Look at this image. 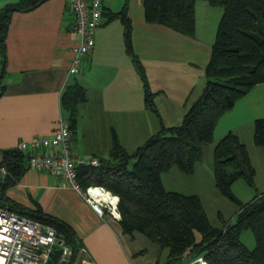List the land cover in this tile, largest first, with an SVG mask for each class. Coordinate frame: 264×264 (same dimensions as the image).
Returning a JSON list of instances; mask_svg holds the SVG:
<instances>
[{
    "label": "crops",
    "instance_id": "crops-1",
    "mask_svg": "<svg viewBox=\"0 0 264 264\" xmlns=\"http://www.w3.org/2000/svg\"><path fill=\"white\" fill-rule=\"evenodd\" d=\"M21 1L0 0V11ZM102 3V23L95 34L94 49L83 57L78 74L68 72L78 38L71 30L67 0H42L10 12L0 54V161L1 152L15 148L20 140L53 133L55 121L67 117L61 105L62 93L76 82L85 87L88 99L79 105L77 127L71 134L74 154L108 158L114 132L122 146L133 152L160 129L159 117L146 107L142 78L126 49L124 25L118 18L110 19V13L125 6L133 26V48L146 68L164 124H180L189 104L201 94L219 23H209V18L213 14L219 20L222 8L196 0V34L192 37L149 23L143 0ZM263 117L261 83L237 101L214 132L218 141L229 131L236 133L247 145L256 173L255 158L264 164V150L254 142V125ZM4 195L18 207L38 205L44 213L62 220L96 264H154L157 259V253L146 257L134 247L138 234L132 239L122 232L118 211L116 215L107 208L103 213L96 211L82 193L61 185L49 173L27 165Z\"/></svg>",
    "mask_w": 264,
    "mask_h": 264
},
{
    "label": "trees",
    "instance_id": "trees-1",
    "mask_svg": "<svg viewBox=\"0 0 264 264\" xmlns=\"http://www.w3.org/2000/svg\"><path fill=\"white\" fill-rule=\"evenodd\" d=\"M40 1L22 0L0 11L1 55L10 12L33 7ZM208 1L223 11L205 68L206 83L187 107L181 123L171 126L162 120L146 68L134 51L133 26L126 6L110 13V19L118 18L124 25L126 49L142 78L146 107L159 117L161 127L133 152L122 146L114 132L109 157L101 159L99 167L79 166L78 181L85 190L103 187L119 197L118 201L115 196V205L121 214L122 232L132 239L138 233L148 237L158 247L154 264H185L199 257L208 264H264V192L244 203L234 222L215 226L200 196L169 191L162 179L172 167L193 174L202 161L204 146L214 139L221 116L254 86L264 83V0ZM143 5L149 23L192 37L196 34V0H143ZM87 99L85 87L78 82L62 93L61 105L71 134L77 127L79 105ZM253 135L255 144L264 150V117L255 120ZM27 161V155L16 148L1 152L0 167H4L5 174L0 177V198L17 213L54 227L64 243L78 252L83 244L66 223L44 213L38 205L31 209L18 207L4 195L24 173ZM213 172L218 189L234 202H239L232 192L236 181L243 179L255 186L256 168L249 149L233 131L215 145ZM244 229L253 231L255 248H249L241 239ZM60 251L56 245L47 264H61Z\"/></svg>",
    "mask_w": 264,
    "mask_h": 264
},
{
    "label": "built area",
    "instance_id": "built-area-1",
    "mask_svg": "<svg viewBox=\"0 0 264 264\" xmlns=\"http://www.w3.org/2000/svg\"><path fill=\"white\" fill-rule=\"evenodd\" d=\"M102 2L103 0H67V10L72 16L71 30L78 38V45L73 49L74 56L68 68L70 74L81 71L83 57L94 49L95 34L102 23ZM70 141L69 123L64 117H59L52 134L34 135L27 140H20L15 148L27 155L30 169L49 173L61 185L76 189L96 211L103 213L107 208L116 215L117 205L114 208L111 202L93 198L90 192L93 187L85 190L78 181L79 166L99 167L101 158L74 154ZM4 174V167H0V177ZM56 245L60 246L61 264H96L85 246L74 252L54 227L0 205V264H47ZM204 261L203 257H199L185 264H202Z\"/></svg>",
    "mask_w": 264,
    "mask_h": 264
},
{
    "label": "rangeland",
    "instance_id": "rangeland-1",
    "mask_svg": "<svg viewBox=\"0 0 264 264\" xmlns=\"http://www.w3.org/2000/svg\"><path fill=\"white\" fill-rule=\"evenodd\" d=\"M214 7L217 8V6ZM212 16L214 15L210 14L209 23L214 22L216 25V22L220 19L216 20L215 16L213 18ZM217 25L215 31H217ZM226 113L224 115H226ZM85 115L87 119L89 115L86 113ZM224 115L221 116L218 122H220ZM217 142L218 138L216 135L211 143L204 146L202 161L198 163L197 169L193 174H186L178 167H172L169 171L162 174V179L165 188L169 191L200 196L212 224L215 226H222L225 222H234L236 213L241 210L242 205L250 201L255 195L264 192V164H259V159L255 158L258 165V173H256L257 177H255L254 187L249 186L243 179H239L232 185V192L239 201L234 202L222 194L215 183L213 163L214 148ZM0 202L7 203L3 198H0ZM241 239L251 249L255 248L257 244L251 229H244L241 234ZM134 247L138 250H144L146 257H154L158 252V247L148 237L141 233H138V238ZM167 253L168 250L166 249L164 255ZM162 257L164 258L165 256L162 255Z\"/></svg>",
    "mask_w": 264,
    "mask_h": 264
},
{
    "label": "bare ground",
    "instance_id": "bare-ground-1",
    "mask_svg": "<svg viewBox=\"0 0 264 264\" xmlns=\"http://www.w3.org/2000/svg\"><path fill=\"white\" fill-rule=\"evenodd\" d=\"M91 195L93 196V198L97 199V200H104V201H108L111 202L113 204V207L115 208V196L110 195V193L108 191H106L105 189L102 188H92L90 190ZM115 210V209H114ZM117 211V210H115ZM205 263L202 264H208L206 261H204Z\"/></svg>",
    "mask_w": 264,
    "mask_h": 264
}]
</instances>
